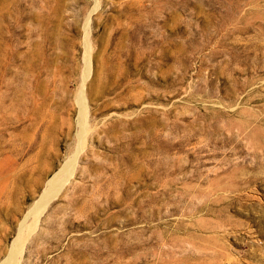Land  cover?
<instances>
[{
    "label": "rangeland",
    "instance_id": "rangeland-1",
    "mask_svg": "<svg viewBox=\"0 0 264 264\" xmlns=\"http://www.w3.org/2000/svg\"><path fill=\"white\" fill-rule=\"evenodd\" d=\"M16 241L15 264H264V0H0V264Z\"/></svg>",
    "mask_w": 264,
    "mask_h": 264
},
{
    "label": "bare ground",
    "instance_id": "bare-ground-1",
    "mask_svg": "<svg viewBox=\"0 0 264 264\" xmlns=\"http://www.w3.org/2000/svg\"><path fill=\"white\" fill-rule=\"evenodd\" d=\"M86 114V108L83 105L82 109H81V115H82V124H81V131L82 134L85 135V133L87 132V127H86V122L84 120ZM75 158H73L70 163L68 164V166H66V168L64 170H61V172L56 175L48 184V188L46 189L45 193L43 194V197L40 199V201L37 203L36 208L34 211H38L43 208H45V205L47 204V202H50L55 196L56 197V192L60 190V188H62L63 184L65 183V181L69 180L67 179L69 177V175H72L73 172V167L75 166ZM68 182V181H67ZM58 193V192H57ZM60 194V193H59ZM51 199V200H50ZM50 200V201H48ZM48 205V204H47ZM47 207V206H46ZM41 211V212H42ZM39 212V213H41ZM36 212H34L35 215ZM39 218V217H38ZM36 224V223H35ZM32 228V226H31ZM26 230V229H25ZM24 236V232L21 230L19 237ZM23 239V238H22ZM21 239V240H22ZM27 240V239H26ZM22 246V245H21ZM20 245L19 243L16 241L11 249L10 255L8 257V259L4 262L5 264H15L16 263V259H17V254L20 250ZM22 249V248H21ZM22 251V250H21ZM20 253V252H19ZM19 255V254H18ZM18 261V260H17Z\"/></svg>",
    "mask_w": 264,
    "mask_h": 264
}]
</instances>
